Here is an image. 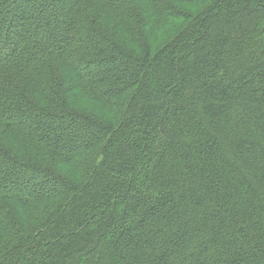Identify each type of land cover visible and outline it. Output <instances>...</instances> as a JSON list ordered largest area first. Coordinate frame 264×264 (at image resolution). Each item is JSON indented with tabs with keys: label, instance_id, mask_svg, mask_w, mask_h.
<instances>
[{
	"label": "trees",
	"instance_id": "trees-1",
	"mask_svg": "<svg viewBox=\"0 0 264 264\" xmlns=\"http://www.w3.org/2000/svg\"><path fill=\"white\" fill-rule=\"evenodd\" d=\"M0 264H264V0H0Z\"/></svg>",
	"mask_w": 264,
	"mask_h": 264
}]
</instances>
